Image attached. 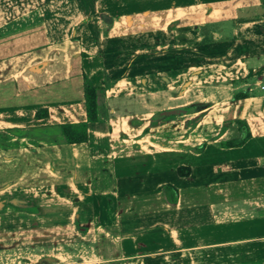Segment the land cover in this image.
<instances>
[{
    "label": "crops",
    "instance_id": "1",
    "mask_svg": "<svg viewBox=\"0 0 264 264\" xmlns=\"http://www.w3.org/2000/svg\"><path fill=\"white\" fill-rule=\"evenodd\" d=\"M102 1L104 7L93 0V32L102 21L98 12L113 22L115 14L122 20L131 14L138 27L149 22L151 32H172L170 44L155 39L161 49L153 74L136 70L112 76L103 65L109 75L104 92L112 96L108 115L103 123L87 121L86 140L71 144L54 131L57 123L84 119L79 84L70 85L77 94L71 100L47 84L57 69L62 70L57 79L66 80L72 69L81 74L77 66L84 59L95 82V54L106 39L101 31L94 43H78L70 59L42 57L47 63L39 72L27 69L41 61L35 56L24 60L21 52L0 58V83H11L13 101L0 104V160L8 165L15 155L28 159L12 163L17 176L1 185V207L39 215L36 222L72 226L89 254L54 264H264V91L257 87L264 82V0ZM32 13L42 24L44 13L32 5L0 21V30L21 25ZM74 22L65 25L76 37L80 21ZM80 28L79 37H91L89 25ZM100 57L105 60L99 55L97 61ZM15 58L18 64L11 67L8 62ZM168 99L164 109L183 107L174 113L172 146L158 140L156 151L140 150V140L149 139L140 132L141 122L160 111L157 100ZM124 101L132 107L121 112ZM40 108L47 115L35 118ZM114 113L135 116L126 126L138 127L131 147L117 134L124 120L118 125ZM21 176L45 179L39 183L52 189L36 191L29 182L23 188ZM71 255L62 249L47 263Z\"/></svg>",
    "mask_w": 264,
    "mask_h": 264
},
{
    "label": "rangeland",
    "instance_id": "2",
    "mask_svg": "<svg viewBox=\"0 0 264 264\" xmlns=\"http://www.w3.org/2000/svg\"><path fill=\"white\" fill-rule=\"evenodd\" d=\"M97 4H100V7H104L106 2L98 0ZM32 5H37V8L44 13L42 14V24L41 22H38V20H34L35 15L32 13V18L26 20V22L20 23L21 25H11L12 27L0 30V58L4 59L8 56L22 52L21 54L25 53L23 55L24 60L30 56H35V58L39 60L44 56L51 57L56 61L61 60L63 56L70 59V56L79 47L78 43L81 46V42H87V40L94 43L97 41V38H99V32L101 31V38H103L102 36H105L106 38L104 42L105 47L103 49L100 48L95 55H102L105 60L102 61V57H100V60L97 61L99 58L96 56V70H94L95 82H92V79L89 77L90 70L87 62L88 60H82L81 65L77 67H81V72L92 83L96 85H102L103 83V86H107L109 75H123L125 72L129 74L136 70H142L143 73L153 74V72L157 70L156 64L159 62L156 57L160 54L159 51L161 49L157 46L159 42L156 43L154 41H156L157 38H161L163 40L165 39V42L170 44L168 40H171L170 35H172V32H159L158 29L151 32L148 30L151 27L149 22H146L147 24L144 25H139L138 27L137 25H134V23L137 24V20H131V14H127V17L123 20L120 19L122 16L115 14L113 15V18L115 19L114 22L112 20L109 23L101 21L99 22L98 28L93 32L94 25L92 21L93 18H96L95 14L92 12L93 0H0V21L4 18L12 17V15L17 14L24 9L32 8ZM25 18H28V16ZM68 20L69 22L75 21L74 23L76 26L80 21L79 26H77L78 30L76 29V37L74 35V30L71 29V25H65ZM120 20H122V22ZM83 23L90 26L92 30L91 37L86 38L84 35H80L79 37L80 27ZM129 23L133 25L129 26ZM224 24H227L224 28L225 30H228V23L224 22ZM154 25L157 26L158 23ZM46 28L49 30H45ZM151 37H153V40ZM169 44L167 45L168 49L166 47L165 49L171 50ZM140 49H144V52ZM142 53L146 55L145 58L141 55ZM182 54L183 56H187V52ZM18 59L19 58L12 59L8 64H11V67H16L19 61ZM12 61H14V63ZM101 62L102 65L100 64ZM103 65L107 67V73L109 75L104 72ZM73 71L74 70L72 69L66 80L57 79L62 72V70L59 69H57L53 76L49 78L47 86L49 88L58 89L62 99L70 98L69 100H71L76 97V91L70 85L79 84V86L75 88H78L82 92V75L77 69V72ZM11 88L12 85L7 80H3L0 83V89L4 90V95L0 97V104L2 101L3 103L6 102L12 104L13 101L8 95ZM115 99H117V101L121 100L120 97ZM166 103H171V99H168L166 102L157 100L155 104L159 107L157 108L158 110H163L166 108L164 107ZM111 105L112 96H106L104 92L102 96L98 97L97 122H105V117L108 115L107 108ZM129 106H131V104L124 101L118 108L119 110H122L121 112H124L123 110L127 109ZM181 113L182 112L178 114ZM114 114L115 118L114 116H112V118H114L115 121L117 120L118 125H120L119 123L121 119L124 120V122H121L123 132L119 130V133L116 131L117 134H119V136L125 135V143L127 146L131 147L134 143L132 139L137 137L136 129L138 127L134 129L126 126H128L127 122L134 123L133 119H135V116L131 118L122 115L123 113ZM175 116L176 115L173 113L158 114L153 111L151 116L144 118L139 128H142L140 131L142 132L144 127H148L146 130V136L149 139L140 140L142 145L140 150L147 149L152 152L156 151L154 149L159 148L157 143L158 140L162 141L161 143L159 142V144L164 143L167 147H171L173 137L172 122L176 119ZM139 121L142 120L139 119ZM54 132L62 137L57 128ZM147 141H150L153 144H149ZM140 143H138V145H140ZM35 155L36 158L41 157L40 153H36ZM24 157V155H15V160L8 165H4L0 160V187L5 180L16 178L17 175L16 173H13L12 170L16 171L17 166L12 167V163L22 165L23 162H28L27 158L23 159ZM26 157H29V155L27 154ZM66 158L71 159V157L68 156ZM39 179L45 180L41 178L31 179L27 176H21V180L18 181L22 183L23 188L27 187L26 183L29 182L36 191H38L39 188L40 192H50L52 188L46 189L45 187L48 183H39ZM55 184L57 183L55 182ZM49 192L48 197L50 195ZM60 194V192L53 193L56 198H59L58 196ZM1 200L0 196V264H48L47 257H54V253H57L62 249L69 250L72 255L69 256V258L66 256V258H63L62 260L55 258L53 264L87 258L86 255L89 253L88 251H85L86 249H84V247H88H86V245L84 246L83 243H80L79 239L77 240L78 236L71 229V225L65 224V222L63 224L61 222V224H59V222L47 224L44 223L43 219L36 222L34 219L38 218L39 215L35 218L34 214L33 216L29 214H21L22 212H19L18 209L14 207H7L6 205L1 207L3 205ZM61 214L63 215V212ZM61 214L60 212L57 213L59 218L61 217ZM67 226H69V230L66 229ZM74 229L78 230L75 224ZM37 254L40 256L37 257ZM78 254H81L82 257L78 256Z\"/></svg>",
    "mask_w": 264,
    "mask_h": 264
},
{
    "label": "trees",
    "instance_id": "3",
    "mask_svg": "<svg viewBox=\"0 0 264 264\" xmlns=\"http://www.w3.org/2000/svg\"><path fill=\"white\" fill-rule=\"evenodd\" d=\"M81 75L83 79L82 100H83L84 116H85L84 119L75 122H61L56 124L58 131L63 136L65 142L69 144L84 142L86 140V122L96 121L98 119V115H97L98 97L102 96L105 88V86H103V83L102 85H96L91 81H89L82 72ZM237 97H238L237 95H233V98H237ZM239 97H243V95ZM180 112H182V110L175 111L172 113L174 114ZM46 115L47 113L45 108L37 109L33 113V116L35 118ZM142 131L144 132L146 131V129H143ZM183 168L185 169V171H188L187 167H183ZM176 170L180 174H185V172H182V170L179 167H177Z\"/></svg>",
    "mask_w": 264,
    "mask_h": 264
},
{
    "label": "water",
    "instance_id": "4",
    "mask_svg": "<svg viewBox=\"0 0 264 264\" xmlns=\"http://www.w3.org/2000/svg\"><path fill=\"white\" fill-rule=\"evenodd\" d=\"M97 17L102 20L104 23H109L111 18L110 16H108L106 13L104 12H98L97 13ZM47 61L46 60H41V61H38L36 63H33V64H30L27 69L31 72H39L42 67L44 65H46ZM179 110H183V107L182 106H173V107H169L167 108V110H160L158 111L157 113L160 114V113H172V112H175V111H179Z\"/></svg>",
    "mask_w": 264,
    "mask_h": 264
},
{
    "label": "built area",
    "instance_id": "5",
    "mask_svg": "<svg viewBox=\"0 0 264 264\" xmlns=\"http://www.w3.org/2000/svg\"><path fill=\"white\" fill-rule=\"evenodd\" d=\"M257 87H258L260 90H263V91H264V82L258 81V82H257Z\"/></svg>",
    "mask_w": 264,
    "mask_h": 264
}]
</instances>
